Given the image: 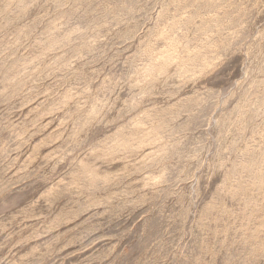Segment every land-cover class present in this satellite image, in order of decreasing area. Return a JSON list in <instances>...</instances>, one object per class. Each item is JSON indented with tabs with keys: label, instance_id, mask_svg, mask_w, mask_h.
<instances>
[{
	"label": "rangeland",
	"instance_id": "374dc122",
	"mask_svg": "<svg viewBox=\"0 0 264 264\" xmlns=\"http://www.w3.org/2000/svg\"><path fill=\"white\" fill-rule=\"evenodd\" d=\"M0 264H264V0H0Z\"/></svg>",
	"mask_w": 264,
	"mask_h": 264
}]
</instances>
